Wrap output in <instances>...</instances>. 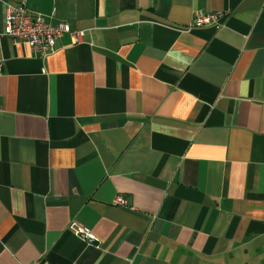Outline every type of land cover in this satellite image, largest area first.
Instances as JSON below:
<instances>
[{"label":"crops","instance_id":"0c3cea01","mask_svg":"<svg viewBox=\"0 0 264 264\" xmlns=\"http://www.w3.org/2000/svg\"><path fill=\"white\" fill-rule=\"evenodd\" d=\"M20 1L0 0V264H264V0H25L82 32L44 57L4 34Z\"/></svg>","mask_w":264,"mask_h":264},{"label":"built area","instance_id":"2783aa9c","mask_svg":"<svg viewBox=\"0 0 264 264\" xmlns=\"http://www.w3.org/2000/svg\"><path fill=\"white\" fill-rule=\"evenodd\" d=\"M222 16V12L206 13L197 10L194 12V17L188 27L211 25L217 28L221 24ZM66 32L71 34L74 42H78L82 35V32L72 31L67 22L58 21L53 23L46 21L41 13H30L26 7L25 0H21L16 5L6 4L5 6L4 34L13 43L28 45L31 50L41 57L54 51L56 40ZM114 202L124 204L125 200L118 195L114 198ZM68 229L87 245H94L97 242L94 233L84 225L71 221L68 224Z\"/></svg>","mask_w":264,"mask_h":264}]
</instances>
